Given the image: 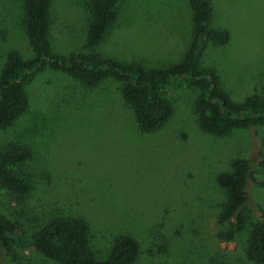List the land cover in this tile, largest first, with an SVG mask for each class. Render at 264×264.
Listing matches in <instances>:
<instances>
[{"label":"rangeland","instance_id":"1","mask_svg":"<svg viewBox=\"0 0 264 264\" xmlns=\"http://www.w3.org/2000/svg\"><path fill=\"white\" fill-rule=\"evenodd\" d=\"M212 26L230 31L225 45L210 42L202 67L216 70L237 103L257 92L264 99V0H211ZM25 0H0V74L10 51L33 56L25 28ZM51 41L56 51H86L90 0H53ZM193 30L188 0H125L95 53L167 68L179 62ZM114 79L86 87L46 69L27 85L29 106L0 130V151L27 147L18 171L32 184L20 195L0 184V213L27 232L56 217L82 218L97 258L117 236L140 243L135 264H255L243 246L255 219H264V184L250 179L246 226L233 241L218 216L225 191L221 172L237 159L264 173V125L217 136L197 119V87L181 81L170 94L173 115L156 130L139 128ZM0 264H58L30 244L0 247Z\"/></svg>","mask_w":264,"mask_h":264},{"label":"trees","instance_id":"2","mask_svg":"<svg viewBox=\"0 0 264 264\" xmlns=\"http://www.w3.org/2000/svg\"><path fill=\"white\" fill-rule=\"evenodd\" d=\"M125 0H90V21L86 51L63 54L51 41V8L53 0H25V28L33 56L23 58L12 50L0 74V130L11 126L29 106L26 90L29 82L46 69L63 72L86 87L114 79L121 83V93L134 110L142 131L161 128L173 115L170 94L181 81L195 86L199 94L195 112L200 127L217 136L235 129L264 125V99L255 92L243 103H237L225 91L218 73L202 67L210 42L225 45L231 34L212 26L215 8L211 0H188L193 20L192 36L183 58L167 68H152L142 62H124L93 51L105 40L119 18ZM31 157L24 146L14 145L0 151V184L20 195L32 190L31 182L18 167ZM233 171L221 172L217 182L225 191V201L218 216L229 222L226 239L233 241L246 226L245 211L249 201L250 179L262 181L264 173L255 175L249 159H237ZM89 225L82 218L56 217L35 232H27L0 213V247L8 256L17 244H30L58 264H135L140 243L130 233L117 236L104 259H99L89 243ZM243 256L255 264H264V219H255L243 246Z\"/></svg>","mask_w":264,"mask_h":264}]
</instances>
